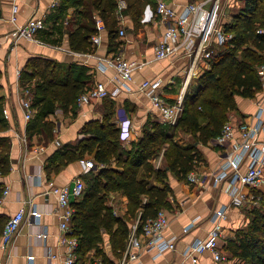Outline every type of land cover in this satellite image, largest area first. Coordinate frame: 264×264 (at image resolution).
<instances>
[{
    "label": "crops",
    "instance_id": "0c3cea01",
    "mask_svg": "<svg viewBox=\"0 0 264 264\" xmlns=\"http://www.w3.org/2000/svg\"><path fill=\"white\" fill-rule=\"evenodd\" d=\"M51 1L14 0L17 11L15 21H11L12 0H0V117L4 125L0 130V136H6L9 140L10 165L7 174H0V193L4 188L8 189L7 195L0 203V233L6 219L20 208L24 209L23 221L12 241L5 248L0 247V264H62L65 249L59 242L60 231L55 211L57 199L49 188L50 185H67L72 188L77 181H81L84 185L82 177L89 170L84 171L81 159L60 164L55 155L63 145L75 146L85 136L81 129L86 122L101 121L105 114L103 98L82 106L76 104L67 111L55 102L53 110L44 118L54 124L53 137L49 138L41 124L31 129L34 117L28 121L23 117L21 107L23 90L34 83L35 78L23 83L20 80V72L26 68L30 58L44 57L60 63L72 64V69L81 70L79 76L89 79L91 86L103 82L107 90L111 91L116 84L111 80L114 74L112 68L105 72L97 69L98 57L112 53L107 52L105 30L101 33L99 46L94 47L92 54L85 52L75 54L54 47L56 45L68 47L65 30L70 28L69 19L75 12V6L67 5L61 11L62 1L59 0L53 8L50 6ZM168 1L178 7L189 2L188 0ZM228 7L222 11L223 19L219 22L221 25L228 22L232 14L238 10L236 4L232 5V10H229V16L226 18L224 14ZM32 15L41 18L44 22L42 30L40 29L37 34L44 43L32 42L24 38L11 42L4 37L14 27L24 24ZM118 24L124 27L125 35L118 37L122 43L116 53L121 51L128 59L146 62L134 71L133 80L128 84L129 90H122L114 97L106 96L114 101L113 121L117 127L121 115L128 116L132 120L131 137L123 141L128 142L137 138L143 125L148 121L161 123L159 112L152 106L146 94L138 89L139 83L146 78L159 77L164 84L166 98L173 100L180 93L189 59L183 54L161 60L154 59L153 46L164 31V24L157 19L152 23H142L140 19V23L135 25L129 15L123 14L122 22L118 20ZM44 30L48 32L43 35ZM129 30H134V33L129 34ZM236 103V110L229 111L228 118L234 122L245 121L251 125L261 121L264 126V88L251 98L237 96ZM261 108L263 110H260ZM3 109L7 110V116L3 114ZM134 133L137 136H134ZM235 137L224 144H218L215 137L206 144H198L202 161L193 171L201 177L199 183L180 180L174 173L168 172L166 179L170 187L167 196L168 209H163L169 218V224L163 234L166 238L175 237V249H166L160 254L154 251L142 252L137 264H168L180 260L185 250L196 239L207 235L213 225L211 216L218 209L225 210V218L220 219L223 236L219 240V249L228 256V260L216 262L209 252L196 254V257L200 264H237L238 260L231 255L227 243L235 241L237 231L247 225L250 206L258 205L260 198H264V181L254 191L259 197L257 203L245 207L231 204L230 195L225 191L226 181L215 182L214 174L225 162L226 153L231 150L236 141ZM173 139L182 145L191 142L187 135L179 131L175 133ZM56 140L60 144H57ZM84 158L92 159L89 155H85ZM51 166H57L58 169L54 170ZM244 169L245 167L242 166L241 170ZM154 184L162 186L160 182ZM244 190L247 191L246 188ZM124 201L127 202V199ZM31 208L40 212L37 219L29 214ZM188 225H190L189 229L184 231ZM42 231L46 232V238H37L36 233ZM109 245L108 242L102 247L105 248L102 251L107 255L110 251ZM94 252L91 249L87 255L93 259L99 257L95 256ZM117 260L118 258L114 263L109 264H115Z\"/></svg>",
    "mask_w": 264,
    "mask_h": 264
},
{
    "label": "trees",
    "instance_id": "16d2710c",
    "mask_svg": "<svg viewBox=\"0 0 264 264\" xmlns=\"http://www.w3.org/2000/svg\"><path fill=\"white\" fill-rule=\"evenodd\" d=\"M61 1V11L67 5L75 6L69 19L70 28L65 30L69 49L93 52L91 36L96 32L95 18H100L107 33V52L117 51L122 43L118 38V0ZM124 1L126 6L121 13L129 15L135 25L140 23L142 7L147 2L152 3V0ZM221 27L230 36L213 44L209 67L199 74L197 85L184 93L183 110L175 126L148 121L135 140L123 142L120 129L113 121L114 101L105 97L103 119L86 122L81 129L85 136L75 146L63 145L57 150L55 156L60 164L83 159L85 155L91 156L94 162V167L82 177V197L71 202L75 208L71 227L78 238L73 264H92L93 258L87 254L94 249V255L98 256L101 230L110 235L111 256L102 251L99 257L104 264L114 263L121 255L137 216L144 222L164 206L168 207V172L185 180L202 161L198 144H206L219 134L228 112L237 108L236 97L251 98L262 89L257 68L264 64V0H241L238 10ZM46 32L44 30L43 35ZM80 72L74 71L72 64L49 58L29 59L20 72V80L24 83L35 78L34 83L26 86L31 92L34 109L31 129L41 124L48 137H53L54 124L44 118L53 110L55 102L64 111L74 108L78 95L91 86L89 79L79 76ZM3 128L0 117V130ZM177 131L187 135L191 142L187 145L177 143L173 139ZM164 144L167 146L160 153ZM8 155L9 140L0 136L1 175L9 172ZM159 155H162L161 161L156 165ZM51 168L58 169L57 166ZM113 192L126 197V211L135 215L131 223L123 216L114 215L106 204L108 195ZM248 213L247 225L237 231L235 241L227 243L228 249L237 258V264H264V198H260L258 205L250 206Z\"/></svg>",
    "mask_w": 264,
    "mask_h": 264
},
{
    "label": "built area",
    "instance_id": "2783aa9c",
    "mask_svg": "<svg viewBox=\"0 0 264 264\" xmlns=\"http://www.w3.org/2000/svg\"><path fill=\"white\" fill-rule=\"evenodd\" d=\"M222 0H194L189 1L180 7L168 0H152L147 2L142 11L141 22L152 23L156 19L164 24V31L153 46L155 60L171 58L183 54L189 59L184 72L182 87L179 95L173 100H168L164 94V84L159 77L152 79H143L138 89L146 94L152 106L159 112L161 123L167 126H175L183 110V96L191 83L205 68L209 67V58L213 52V44L222 42L230 34H226L219 23V11L222 6ZM241 0H224L222 7L239 5ZM11 5L10 20L15 21L17 6ZM59 0H52L51 8L58 4ZM126 6L124 0H118L116 9L117 19L122 22L123 14L121 10ZM96 32L91 36V42L94 47L99 46L101 42V33L105 30L103 21L95 18ZM44 22L41 18L32 15L24 24L14 27L4 35L11 42H17L20 38L28 41L44 43L38 37V31L42 29ZM261 32L262 29H258ZM125 29L119 26L118 36L124 37ZM1 45V42H0ZM67 52L79 54L68 47L60 45L54 46ZM94 52H88L92 54ZM146 62L136 59H128L123 53L115 52L98 57L97 69L105 72L112 68L114 74L112 79L116 82L113 90L108 91L103 82H97L82 91L76 104L82 106L96 100L102 99L108 95L117 96L122 90H129L128 84L133 80L135 70L141 68ZM258 75L264 88V64L257 68ZM18 73V72H17ZM32 95L28 88L23 90L21 107L23 117L26 121L33 116ZM260 110H263L262 108ZM3 114L7 116V110L3 109ZM118 123L120 129V138L126 141L133 132V123L130 117L121 115ZM237 136V137H235ZM236 138L231 150L226 153L225 162L220 166L217 173L214 174L215 182L226 181L225 191L230 195L231 204L236 207L243 206L250 201L256 204L259 200L256 192H253L264 181V126L261 121L251 125L245 121L234 122L228 118L223 124L219 134L215 137L218 144H224L228 140ZM25 139V138H24ZM57 144H60L56 140ZM84 171L94 167L91 158L80 160ZM161 157L156 160L159 165ZM242 166L245 169L242 171ZM186 180L197 184L201 177L196 172L191 171L187 174ZM247 189L244 190V189ZM84 185L81 181L75 182L72 188L67 185H50L49 191L56 196L57 207L55 209L58 217L59 242L65 251L62 256V264H73L76 257L78 238L71 227V218L75 208L71 200H77L82 197ZM8 193L4 188L0 193V203ZM29 214L37 219L40 212L31 208ZM24 218V209L20 208L10 215L1 230L0 247L5 248L12 241L21 222ZM225 218V210H215L211 216L213 225L204 238L196 239L188 247L183 257L175 263L168 264H200L196 254L209 252L216 262H226L228 256L219 249V240L223 236V227L220 219ZM141 223V224H140ZM169 224V218L162 208L157 214L148 218L144 222L139 221V216L131 224L126 238L124 248L115 264H137L142 252H156L160 254L163 250L175 249V237L166 238L163 234ZM192 225V224H190ZM184 228L187 231L190 227ZM46 232H37V238H46ZM92 264H104L100 257H95Z\"/></svg>",
    "mask_w": 264,
    "mask_h": 264
},
{
    "label": "rangeland",
    "instance_id": "374dc122",
    "mask_svg": "<svg viewBox=\"0 0 264 264\" xmlns=\"http://www.w3.org/2000/svg\"><path fill=\"white\" fill-rule=\"evenodd\" d=\"M188 1H192V0H188ZM221 2H222V6H223L224 0H222ZM222 6H221V9L219 11V22H220L221 19H223L222 11H223L224 7H222ZM229 10H232V7L231 6H229L227 8L226 14H224V16L226 18L229 16V13H230ZM128 33L129 34H133L134 33V30H129ZM198 76L193 80L192 83L189 84V86L187 87L186 91H189L190 89H192L193 87H195L197 85V78H198ZM134 131H135V129H134ZM137 133H139V130L137 131ZM134 136H137V134L134 133ZM127 145H129V143H127ZM166 146H167V144H164L163 147H161V149L159 150V152L161 153L163 151V148L166 147ZM128 148H129V146H128ZM125 199L126 198H125V196L123 194H120L119 192H113V193H111V194L108 195V197L106 199V204L111 207L112 212H113L114 215L123 216L124 218H126V220H128V222L131 223L135 219V215H132L131 213H128L126 211L127 210V202L124 201ZM125 202H126V204H125ZM251 204H253V203H251V202H249V204L248 203H245L243 205V207L248 206V205H251ZM163 208L164 209H168L166 206H164ZM109 241H110V235H109V233L106 232L105 230H101V239L99 240V242L97 244V249L99 251L98 252L99 253L98 256H100V254L102 253V249H105V248H102V247H104V245L108 244ZM103 253H105V252L103 251ZM105 254H107V253H105ZM108 255L111 256V251H108Z\"/></svg>",
    "mask_w": 264,
    "mask_h": 264
}]
</instances>
